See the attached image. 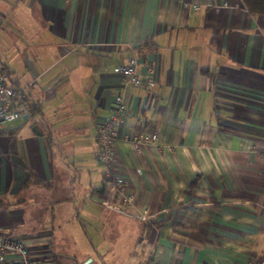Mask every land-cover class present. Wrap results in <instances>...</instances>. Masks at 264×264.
<instances>
[{
	"label": "crops",
	"instance_id": "obj_1",
	"mask_svg": "<svg viewBox=\"0 0 264 264\" xmlns=\"http://www.w3.org/2000/svg\"><path fill=\"white\" fill-rule=\"evenodd\" d=\"M130 57L152 87L124 85ZM0 67L27 106L0 132V232L36 264L264 260V16L241 0H0ZM117 95L116 173L148 223L118 211L96 160ZM130 132L159 145L135 151ZM75 228L104 253H80Z\"/></svg>",
	"mask_w": 264,
	"mask_h": 264
},
{
	"label": "built area",
	"instance_id": "obj_2",
	"mask_svg": "<svg viewBox=\"0 0 264 264\" xmlns=\"http://www.w3.org/2000/svg\"><path fill=\"white\" fill-rule=\"evenodd\" d=\"M207 7H211L208 5ZM198 9L199 5H193ZM214 9H220L215 6ZM138 61L130 57L125 63L119 64L115 71L121 76L124 85L134 88L148 89L154 84L152 70H147L143 76L137 72ZM23 91L9 87L5 83V74L0 67V132L3 125L21 120L27 115V106L23 102ZM115 108L111 114L97 126L96 160L103 170V178L110 182L111 189L120 202L118 211L129 214L138 221L148 223L149 216L136 206V198L126 190V180L116 173V126L123 120L126 107L122 96L114 97ZM126 140L135 151H140L149 145H159L157 132H130ZM0 264H36L25 244V238L11 232H0ZM260 264H264V260Z\"/></svg>",
	"mask_w": 264,
	"mask_h": 264
},
{
	"label": "rangeland",
	"instance_id": "obj_3",
	"mask_svg": "<svg viewBox=\"0 0 264 264\" xmlns=\"http://www.w3.org/2000/svg\"><path fill=\"white\" fill-rule=\"evenodd\" d=\"M72 231H73V235L78 236V238L75 239V243H76L75 247H77V249H78V251H80V253H85L88 255V257H91V258H93V254H94L93 249H95L99 255H102V253H104L101 250V248H99V250H97L98 245H96V238L91 236L92 230H90L88 228L85 229V232L87 233L88 238H86L82 234V231L79 228L78 229L75 228ZM105 248H103V249H105ZM56 252H57V247L53 246L51 253L53 254ZM68 252H70V251H68ZM42 264H47V263L44 261Z\"/></svg>",
	"mask_w": 264,
	"mask_h": 264
},
{
	"label": "trees",
	"instance_id": "obj_4",
	"mask_svg": "<svg viewBox=\"0 0 264 264\" xmlns=\"http://www.w3.org/2000/svg\"><path fill=\"white\" fill-rule=\"evenodd\" d=\"M241 1L249 14L256 16H264V0H241ZM201 74L204 76H209L208 71H201ZM217 122H218V127L221 131L228 130L223 126L220 118H218Z\"/></svg>",
	"mask_w": 264,
	"mask_h": 264
}]
</instances>
